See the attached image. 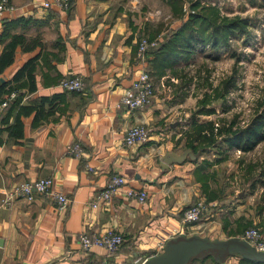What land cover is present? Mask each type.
<instances>
[{"label": "crops", "instance_id": "obj_1", "mask_svg": "<svg viewBox=\"0 0 264 264\" xmlns=\"http://www.w3.org/2000/svg\"><path fill=\"white\" fill-rule=\"evenodd\" d=\"M52 1L9 0L14 11L0 14V36L7 22L22 19L0 42V57L12 36L26 39L14 62L0 72V109L8 102L0 133V264H95L103 259L143 264L158 254L172 228L183 225V211L199 200V183L193 181L199 161H163L166 153L185 150L183 133L170 112L174 108L168 111L166 99L155 93L144 109L120 106L141 72L140 29L136 19L132 25L127 22L124 1L74 0L68 10L45 7ZM28 63L30 69L15 81ZM71 76L83 77L84 92L59 87ZM13 93L17 96L10 100ZM17 120L23 123L18 139L10 131ZM136 125H146L151 138L127 148L125 136ZM77 142L83 150L80 159L68 154ZM117 174L127 185L111 205L94 208L96 195ZM44 178H51L54 189L70 199L66 209L60 210L48 195L37 194L33 201L14 196L21 184ZM130 188L146 190L147 201L128 198ZM9 196L13 198L7 202ZM240 210L230 209L231 219L222 228V223L211 222L223 212L218 209L188 225L187 236L235 237L228 235V224L237 229L243 216L247 221L251 216ZM108 231L124 237L116 254L82 249V233ZM192 264L218 263L208 258ZM225 264L259 263L232 256Z\"/></svg>", "mask_w": 264, "mask_h": 264}, {"label": "rangeland", "instance_id": "obj_2", "mask_svg": "<svg viewBox=\"0 0 264 264\" xmlns=\"http://www.w3.org/2000/svg\"><path fill=\"white\" fill-rule=\"evenodd\" d=\"M123 1L127 22H138L140 40L162 41L182 24L168 0ZM194 1L216 8L220 21L240 20L246 25L234 36L220 34L217 48L209 43L162 75L153 73L155 93L166 99L168 111L174 108L170 112L179 123L183 144L193 118L222 125L236 119L235 129L244 130L264 111V0H184L187 15L194 13ZM201 163H205L204 173L196 170L193 178L199 183V200L217 201L223 208L211 222L222 223L223 228L231 219L230 209L240 207V212L245 209L251 215L250 220L243 216L238 221L243 231L228 224V235L241 237L249 229L264 235V141L249 152L237 147L209 151L199 159Z\"/></svg>", "mask_w": 264, "mask_h": 264}, {"label": "built area", "instance_id": "obj_3", "mask_svg": "<svg viewBox=\"0 0 264 264\" xmlns=\"http://www.w3.org/2000/svg\"><path fill=\"white\" fill-rule=\"evenodd\" d=\"M74 0H53L52 2L44 3L45 7H51L55 5L61 9L68 10L72 7ZM13 12L14 7L10 4L9 0H0V14L5 12ZM158 46L157 40H151L147 37L142 38L139 43L138 60L141 65V72L137 79L133 82L132 86L128 88L121 98L120 106L126 107L129 110H140L149 106L155 95V85L152 75L149 70V64L147 62V55L149 51ZM59 87L67 92L82 93L86 89V83L81 76H71L63 78ZM16 94L13 93L10 100L16 98ZM8 105V102L4 103L0 109V133L3 128L1 121V115L3 108ZM151 138V130L146 125H136L132 127L124 139V146L132 148L137 145L148 142ZM68 154L76 158H82L83 150L80 143H75L68 148ZM93 171V169H91ZM127 185L125 177L117 174L114 175L107 187L98 193L92 203L94 208H99L101 205H111L114 198L123 190ZM126 196L130 199H134L140 203H145L149 197L146 190L128 189L126 190ZM37 194L48 195L58 205L60 210L66 209L70 204V199L61 191H57L53 187V181L51 178L40 179L35 182H27L21 184L15 189L14 196L25 199L27 201H33ZM13 196H9L7 202ZM220 205L217 201L208 202L206 200H198L192 206L183 211V225L180 227L172 228L167 237H164L158 245V254L163 252L166 243L180 235H187L188 225L198 223L202 217H212L217 212ZM241 237L247 240L253 247L259 252H264V237L257 229L247 230ZM125 240L121 234H117L113 231H108L104 234L92 236L88 233H82L79 236V243L82 249L86 252H90L95 248H99L105 251L106 255L116 254L123 246ZM156 254V255H158ZM155 255V256H156ZM95 264H118L109 259H103Z\"/></svg>", "mask_w": 264, "mask_h": 264}, {"label": "trees", "instance_id": "obj_4", "mask_svg": "<svg viewBox=\"0 0 264 264\" xmlns=\"http://www.w3.org/2000/svg\"><path fill=\"white\" fill-rule=\"evenodd\" d=\"M168 4L175 18L181 19L182 24L173 30L172 33L170 32L162 41L157 40L158 46L149 51L147 62L151 75L153 73H161L158 75H162L165 69L171 68L175 64H180V60L187 59L188 56L193 55L199 49L204 50L209 43H212L213 48H217L219 46L220 39L218 36L220 34L222 36H234L236 32L243 31L241 28L246 25L245 21L240 20L222 19L220 21L217 9L212 6L202 5L200 1H194L191 4V9L194 13L188 15L184 12V0H168ZM223 20H226L224 21L225 23H219V21L222 22ZM21 21L22 19L7 22L5 33L0 36V42L7 38L12 27ZM25 43L26 39L23 36L14 35L11 37L10 42H8L0 57V72H3L14 62L17 47H23ZM235 55L232 56L234 57ZM210 56L215 60L220 58L219 56ZM29 66L30 64L28 63L17 74L15 81L19 80L26 73L27 69H30ZM29 75H31V71ZM199 112L201 111L199 110ZM236 121L235 119L222 125L216 124L214 121L198 122L193 118L191 130L185 134L184 138H186L187 143L184 144L183 148L194 149L196 152L203 150L204 153H207L209 151L219 152L222 148L231 149L237 147L242 152H249L264 141V111L258 117H255L244 130L235 129ZM22 127L23 123L17 120L14 126L10 127L11 136L16 139L21 138ZM225 146L228 148H225ZM204 170L205 163H201L197 171L204 173ZM219 208H222L221 205ZM204 219L205 217H202L199 222ZM237 229L243 231L244 227L240 225Z\"/></svg>", "mask_w": 264, "mask_h": 264}, {"label": "water", "instance_id": "obj_5", "mask_svg": "<svg viewBox=\"0 0 264 264\" xmlns=\"http://www.w3.org/2000/svg\"><path fill=\"white\" fill-rule=\"evenodd\" d=\"M203 154V150L196 152L194 149H185L181 153H166L163 161L167 165L196 163ZM232 256L264 263V252H259L243 237L211 239L201 235H180L170 239L162 253L147 259L143 264H192L208 258L214 259L218 264H225Z\"/></svg>", "mask_w": 264, "mask_h": 264}]
</instances>
